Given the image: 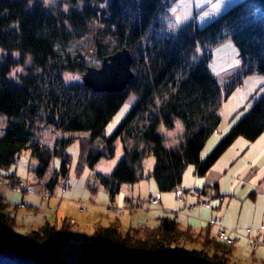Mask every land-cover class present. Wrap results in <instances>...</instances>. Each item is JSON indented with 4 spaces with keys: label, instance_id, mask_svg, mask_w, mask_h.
<instances>
[{
    "label": "trees",
    "instance_id": "trees-1",
    "mask_svg": "<svg viewBox=\"0 0 264 264\" xmlns=\"http://www.w3.org/2000/svg\"><path fill=\"white\" fill-rule=\"evenodd\" d=\"M29 1L0 0V49L8 55L0 63V170L28 151L38 162L35 175L41 178L53 158H58L59 169L46 183L51 189L67 177L69 145L77 143L75 169L81 172L102 158H113L114 142L119 140L123 156L114 170L95 175L108 196H115L122 184L141 179L142 160L148 153L154 158L155 188L169 192L180 184L187 166L201 176L235 138L254 141L264 131V93L257 92L252 106L200 160L220 120V88L206 65L209 49L224 40L234 44L241 70L232 85L248 74L264 75V0H240L205 26L187 24L168 36L159 35L158 20L178 0H62L67 10ZM96 20L102 24L94 39L96 60L125 47L132 56L134 78L118 93L66 87L59 74L42 86L34 71H44L49 63L50 69L61 72H84L87 64L62 57L56 45L91 33ZM103 36L111 44L104 43ZM197 48L202 50L199 57H195ZM10 53L27 55L33 64L28 75L15 81L7 79L15 64ZM130 95L137 100L105 137L106 125ZM42 111L55 128L87 136L45 145L31 133ZM174 120L181 121L184 134L177 143L165 146L158 127L171 129ZM14 207L0 196V264H237L231 260L232 246L207 228L182 226L174 216L158 217L153 226L125 230L115 222L96 224L90 241H70L68 219L44 220L19 231Z\"/></svg>",
    "mask_w": 264,
    "mask_h": 264
},
{
    "label": "crops",
    "instance_id": "crops-1",
    "mask_svg": "<svg viewBox=\"0 0 264 264\" xmlns=\"http://www.w3.org/2000/svg\"><path fill=\"white\" fill-rule=\"evenodd\" d=\"M213 1L178 0L165 10L169 27L177 31L191 24L192 17L197 19L196 15L203 13L202 16L199 15L202 18L196 20L195 24L198 27L206 21L199 27L201 28L233 5L222 11L221 9L226 6L219 0L218 4L215 3L217 6L213 12L205 14ZM218 11L220 12L217 13ZM234 51V44L230 40H224L209 49L206 65L220 88L218 110L220 120L217 128L206 140L200 152V160L209 154L228 128L243 115L247 103L253 100L254 95L257 92H264V76L260 74L245 75L232 85L236 74L241 70L239 56L231 55L235 53ZM235 93L239 95V104L232 102ZM241 99L244 101L243 107ZM136 100V96H128L125 100L126 107ZM42 143L51 147L53 142ZM37 168V160L31 157L28 151H23L12 165L0 170L3 177L0 181V196L15 205L12 215L21 231L34 227L44 220L59 222L68 219L72 224L70 231V236L72 235L74 239L72 241H77L81 237L84 240L96 224L106 225L115 222L120 230H125L129 227L153 226L158 217L174 216L182 226H189L195 230L207 228L214 236L219 227L210 225V222L218 218L220 226L226 230V235L234 240L231 260L237 264H264V248L250 249L252 239L264 240V131L254 141H248L243 137L235 138L205 174L197 175L192 166L191 183L183 172L181 182L174 190L160 192L157 208L136 213L127 210L129 202L145 200L158 191L150 179L146 185H143L142 178L134 184H122L119 192L109 197L97 181L90 182L87 176V179L82 177L72 185L70 183L69 189L64 192L62 187L56 189L53 186L48 189L46 187L48 180L44 176L39 178L35 175ZM3 171L5 173H2ZM9 176L24 181L28 186V192L19 194L9 190L4 181ZM193 188L198 190L197 195L188 193V190ZM175 192L183 193V202L175 199ZM43 193H48L44 199L40 197ZM21 200L26 206L18 205ZM199 200L211 201V206H201L197 204Z\"/></svg>",
    "mask_w": 264,
    "mask_h": 264
},
{
    "label": "rangeland",
    "instance_id": "rangeland-1",
    "mask_svg": "<svg viewBox=\"0 0 264 264\" xmlns=\"http://www.w3.org/2000/svg\"><path fill=\"white\" fill-rule=\"evenodd\" d=\"M238 1H240V0H221L222 3H225V5H223V6H226L221 10L223 11L225 8H227L228 6L234 4ZM35 2H39L46 7L60 6V7H62L63 10H67V5L62 0H47V2H46V0H30L29 4H33ZM215 3L218 4L219 0H214L213 3L209 4V6L207 8V12L205 13V11H204V13L210 14V12H213V10L217 6ZM79 5H81V3H79ZM100 7H102V5ZM220 11H218L217 13H219ZM201 14H203V13H199V15H201ZM199 15H196L197 19H195L191 16L192 17V19H191L192 25L196 24V20L199 21L202 18V17H199ZM158 23H159V25H161L159 35L164 34L165 36H168L169 33L173 32V30L169 27L168 15H166V14L162 15L160 17V19L158 20ZM204 23L202 22L198 27L202 26ZM101 28H102L101 22L99 20L94 21L92 23V32L91 33L83 35L77 39H72L71 41H69L67 44H65L63 46L57 44L56 49H57L58 53L62 57H65L67 55L71 58H79V60L81 62L87 64V66L98 67L100 62L97 61L95 58V54H96L97 50H96V47L94 45V39L97 37L96 35H98V32L101 33ZM103 42L108 44V45L111 44V40L108 37H104ZM201 54H202L201 48H197L195 51V57H199ZM236 54L237 53L235 52L231 55H236ZM7 56H8L7 53L3 52L0 49V63H4ZM10 56L12 59H14L15 64L11 68V71H10L9 75L7 76V79L15 81L16 79H18L21 76L28 75L29 72L27 70L29 68L31 70V67L33 66L31 57H29L27 55L26 56H20L17 53H10ZM51 66H52V63H49L47 68L44 71H42V72L34 71L35 75L38 76V80L41 81L42 86H48L47 84L52 83L57 74L60 75V77H61V79H62V81L66 87H74L75 89H78L80 86H83L82 82H81V78H80L81 74H79L77 72H73V73L61 72L59 70V68L50 69ZM244 79H247V78H244ZM228 81H230V80H228ZM45 89L46 88H44V90ZM82 95H85V94H82ZM238 97H239V95L237 93L233 94L232 102L234 101L237 104H239ZM240 102H241V107H243L244 101L241 99ZM252 103H253L252 100H251V102L249 101L247 103V106L245 107V109L247 108L246 111L252 106ZM126 105H127V102H124L123 105L120 107V109L113 116V118L106 125V127L104 129V136L105 137H108L111 135V133L113 132V130L115 129L117 124L123 119V117L127 114V112L129 111V109L132 106V105H130L129 107H126ZM47 116H48L47 112L42 111L40 113V117H39L40 120H38L34 124V127L31 129V133L34 136V138L39 140L40 142H45V143L50 144V143L54 142L55 139H67V138H71L74 136H81V137L87 136V133H85V132L76 133V132H64L62 130H59V129L55 128V126L53 124H50L46 120ZM158 133L161 135V137L163 139V144L165 146H171V145L177 143L179 140L182 139V136L184 134V128H183V125H182L180 120H174V124H173V127L171 129H166L163 125H160L158 127ZM95 144L100 145V142H96ZM114 146H115V154H114L113 158H111V159L102 158L92 168H89L86 166L82 169L81 172H77L75 169V166L77 163V154H78L77 143H73V144L69 145L65 152L70 156V166H69V171H68V177L70 178V181H72L71 185L73 183L77 182L82 177L85 179L87 176V177H89L90 182L91 181L96 182L95 175H97V174L109 175L114 170V168L116 167V165L118 164V162L120 161V159L123 156V149H122V145H121L119 140H116L114 142ZM153 165H154V158H153L151 153H148L147 155L144 156V158L142 160V177L141 178L144 181L143 185H146L148 179H150L149 181L152 184H154L153 179L151 178V172L153 169ZM12 167H14V166H12ZM191 167L192 166L189 165L184 170L186 178L187 179L189 178V183H191V180H192ZM58 169H59V159L53 158L52 162L50 163L49 168L47 169V171L44 174V178L48 180L49 176L53 174L54 170H58ZM83 171H84V174L82 175ZM2 173H5V171H3ZM148 177H150V178H148ZM63 182H64L63 178H60L58 180L57 184L55 185V188L60 189L62 187ZM5 183H6V181H5ZM6 186H8V185H6ZM8 189L10 190L9 187H8ZM44 194H45V196H44ZM44 194H42L40 196L42 199H44L48 193H44ZM146 199L147 198H145V200ZM19 206L24 207V206H26V204L25 205H19ZM158 206H159V204H158ZM158 206H156V207H145L144 206V209L141 211H130L129 209H127V210L130 213H136V212L146 211L147 209H151V208L154 209V208H157ZM210 225H215V224H211V222H210ZM19 231H21V230H19ZM225 235H226V233H225ZM214 236L217 237V232ZM82 238L83 237H81L80 239H77V241L83 240ZM90 239H91V232L85 236L84 240L90 241ZM229 239H231L230 240L231 243L228 245L233 246L234 240L232 238H229ZM72 240H74V239L71 235L70 241H72ZM252 240H254V239H252ZM250 249L252 250L251 247H250Z\"/></svg>",
    "mask_w": 264,
    "mask_h": 264
},
{
    "label": "water",
    "instance_id": "water-1",
    "mask_svg": "<svg viewBox=\"0 0 264 264\" xmlns=\"http://www.w3.org/2000/svg\"><path fill=\"white\" fill-rule=\"evenodd\" d=\"M132 56L123 47L103 57L98 67L87 66L81 73L83 87L94 93L121 92L134 78Z\"/></svg>",
    "mask_w": 264,
    "mask_h": 264
},
{
    "label": "built area",
    "instance_id": "built-area-1",
    "mask_svg": "<svg viewBox=\"0 0 264 264\" xmlns=\"http://www.w3.org/2000/svg\"><path fill=\"white\" fill-rule=\"evenodd\" d=\"M1 180H2V178L0 177V181ZM5 181L8 185V187L10 188V190L14 193L22 194V193L28 192V187L25 184V182H23L22 180L14 177V176L6 178ZM69 186H70V179L65 178L64 182L62 184V191L64 192V191L68 190ZM188 193L197 195L198 190L196 188L189 189ZM159 195H160V193L157 191V192H154L151 195H149L146 200H131L129 202L128 209L130 211H141L144 209V206L145 207H156L159 204ZM44 196H45V194H44ZM175 199L178 202H183L184 196L181 192H176L175 193ZM197 204H199L201 206H205V207H210L211 201L199 200L197 202ZM18 205H25V203L21 200V201H19ZM192 208H194V206ZM211 224H215L219 227L220 226L219 219L218 218L213 219L211 221ZM225 233H226V230L220 226L218 231H217V238L224 241L226 244H230L231 239H229V237H227L225 235ZM250 247L252 248V250H255L258 247L264 248V240H262V241H258L255 239L252 240L250 242Z\"/></svg>",
    "mask_w": 264,
    "mask_h": 264
},
{
    "label": "snow or ice",
    "instance_id": "snow-or-ice-1",
    "mask_svg": "<svg viewBox=\"0 0 264 264\" xmlns=\"http://www.w3.org/2000/svg\"><path fill=\"white\" fill-rule=\"evenodd\" d=\"M46 2H47V0H46Z\"/></svg>",
    "mask_w": 264,
    "mask_h": 264
}]
</instances>
